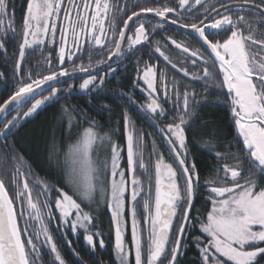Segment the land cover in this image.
<instances>
[{
  "label": "snow or ice",
  "instance_id": "obj_1",
  "mask_svg": "<svg viewBox=\"0 0 264 264\" xmlns=\"http://www.w3.org/2000/svg\"><path fill=\"white\" fill-rule=\"evenodd\" d=\"M196 6L203 9V18L197 16L198 22L181 24V11L192 12ZM137 7L139 11H132L127 15L122 22V29L117 30V16L125 11L124 7L119 6L118 0L115 3L113 0H81L80 4L75 0H67V6L65 0H27L19 32L21 42L15 68L20 69L26 49L39 47L45 39L56 43L58 22L61 20L59 63L64 64L66 55L72 59L81 52L89 60L87 66L83 63L78 68L73 66L72 72H89L93 67L92 49H85V44L101 49L111 44L107 56L111 60L116 56L122 57L125 52H131L137 45L149 41L150 34L156 28L164 26L157 22L151 29L146 28V20L140 19L141 16L152 14L162 20L170 19L172 24L192 29L207 46V57L200 49H190L171 37L169 39L177 49L189 54L186 59L192 66H196L198 61L202 62L203 75L190 73L182 65L179 66V71L185 76L191 75L195 80L213 82L216 80L215 74H220L221 81L217 86L226 89L234 125L245 154L242 159L239 152L215 153L218 159H232L234 163L221 164L214 169L216 175L205 182L206 186H210L211 210L199 221L200 229L208 237L197 239L201 264H261V260H264V246H260L264 244V187H259V183L264 182V0H259L258 4L256 0H231V3L221 0H216L215 3H209L208 0H175V6L164 4ZM14 16L7 0H0V17H3L0 19V49L4 51L3 37L8 35L9 30L16 33L13 27ZM134 18L136 23H132L130 27ZM129 31L132 35H126ZM109 33L112 40H109ZM69 37L72 40L71 49L68 48ZM125 43L126 48L123 47ZM155 51L169 65L177 67L159 46ZM45 59L50 65L51 53ZM95 63L103 64L106 61L99 60ZM69 75V69L61 67L59 71L36 79L29 72L27 82L21 77L15 91L0 103V114L5 116V120L0 122L3 124L0 127V138L9 135L21 119L31 116L60 91L53 87L47 96L41 95L37 99V89L58 77ZM138 79L145 85L147 98L137 107L153 117L165 116L167 110L161 103L158 84L163 89V97L167 99V73L158 70L155 64L145 63L144 68L138 72ZM103 83V77L99 78L98 85L102 86ZM171 84L175 89L177 107L173 110L176 115L172 117L171 123L159 130L168 143L176 167L165 160L163 153L156 151L153 142L152 155L156 156L153 161L154 195L151 178L146 189L135 175L137 168L147 173L148 164L145 163L143 133L136 128L127 112L124 113L123 120L128 170L132 173L130 181L126 178L125 170L120 167L123 149L112 138L117 129H113L111 133H102L100 125L95 121H90V126L77 134V140L68 146L65 153L72 194L63 188H56V196L52 198V188L45 180L36 176L24 158L18 153L12 157L8 184L13 187V194L9 192L5 175H0V264H40L41 247L44 245L53 257L52 264H66L49 228V223L55 217L53 205L64 226L72 232L84 230V239L93 251L97 242L103 248L104 240L100 233L90 230L95 227L92 214L82 207L83 201L91 203L97 195L106 200L111 212L119 264H131L133 247H129L124 240L129 225L134 246V264H179L178 255L182 254L183 247L181 240L186 234V226L191 222L189 213L193 208L196 185L200 178L195 161L188 159L185 133L188 123L186 117L191 115L190 98L195 93L187 89L180 92L179 84L174 78ZM98 85L97 77L90 74L87 79H83L79 88L91 90L90 86ZM129 99L131 100L130 96ZM26 104H30L26 111L19 110ZM13 111L15 115L7 119ZM65 113L69 115L71 130L72 118L67 109ZM105 146L109 156L101 162L97 149ZM152 155H149V160ZM245 160L252 168H245ZM257 177L262 179L258 181ZM34 188L39 190L35 196ZM142 192L147 198L138 201ZM16 201H20L19 208ZM138 203L148 225L146 235L138 219ZM178 209H181V214L175 238L170 243ZM126 211L130 220L125 215ZM21 216L24 217L23 225L19 220ZM57 227L60 225L57 224ZM67 243L71 245V241Z\"/></svg>",
  "mask_w": 264,
  "mask_h": 264
},
{
  "label": "flooded vegetation",
  "instance_id": "obj_2",
  "mask_svg": "<svg viewBox=\"0 0 264 264\" xmlns=\"http://www.w3.org/2000/svg\"><path fill=\"white\" fill-rule=\"evenodd\" d=\"M7 2L9 9L13 10L15 13L13 27L16 29V33L13 34V32L9 30L8 35L6 37H3L6 51L0 49V94L11 95L17 88L21 77H24L25 81L27 82V76L29 72H31L33 79L40 78L44 75H49L51 72L54 71H59L61 67L68 68L70 72L69 76H63L64 79H62L61 82L55 83V80L49 81L48 83H46L47 85H45L44 88H41V90H36L35 98L38 99L40 98L41 95L47 96L53 87L60 89V91L52 100L46 101L45 104L42 105L39 109H37V111L33 113L31 116L21 119L19 123L11 129L9 135L0 138V152L2 151V149L6 150L5 151L6 165L4 167L7 168L8 173L11 170L10 168H12V164H13V160H12L13 153H11L10 146L16 141L15 136L18 133H20L24 128H26L27 125H30L33 121L37 120V118L40 116L39 114L42 112V110H45L46 107L48 106L52 107V105H56L61 100H64V103L66 104L65 109L68 110V113L72 118V126L70 131V135H72L73 137L71 141L72 144L75 143V141L77 140L78 138L77 134L80 131H82L83 128L90 126L89 123L90 121H95L98 125H100V131L102 133L106 132L107 127L103 125L99 117L101 116L107 118V115L109 114L111 116H114L115 114L114 110L117 108L118 104H120V101H117L116 97L111 95L113 92H115L113 88L116 86L117 81L122 80L121 78L123 76L126 77L129 76L133 80L132 81L133 86L131 85L133 92L132 94L133 96L138 97V100L140 99L142 100V102L140 103L137 102V103L138 104L144 103L147 98V93L143 89H141L142 86H140L139 79L137 78V73L138 71L144 68L145 63L155 64L157 69L165 71L167 73V76L172 75L178 77L181 82V84L179 85L180 92H183L185 89H187V91L195 93L194 97L190 98L189 111L191 115L186 117V119L188 120L187 125L192 122L195 113L198 112L200 110V107L203 105L201 101L203 98L200 97L201 94L204 95L205 93L213 94V95L217 94L218 96L217 101L224 104L226 107L231 108L229 97L225 94L226 89L217 86L221 81V76L219 73L215 74L216 80L215 82H213L212 80H195L192 78L191 75L185 76L182 72L179 71V66L182 65L187 67L190 73H197L198 75L202 76L203 73L201 71V67L203 65L202 62L198 61V64L196 66H192L190 61L186 59L189 56V54L183 53L181 52L180 49H177L175 45L171 43L169 37H171V39L176 40L178 43H183L185 46L189 47L190 49H200V51H202L204 55L207 57L209 51L206 48V46L203 44V42L200 41L198 35L195 33L186 32L181 27L180 28L178 27V25L180 26V24L178 25L172 24L170 22V19L162 20L161 18H156L151 15L140 17V19L146 20L145 23L146 28L151 29L157 22L163 23L164 26L162 28H156L155 32H152L150 34L149 41H146L142 45H137L131 52H125V54L122 57H118V59H116V61L112 65L107 66L109 62L107 56L109 54V49L111 48V44L106 45L103 49L94 48L90 44H85L84 46L85 49L88 48L92 49L91 59L93 62V67L89 69V72H80V71L72 72L73 66L78 68L81 63H83L85 66L88 65L89 60L84 52L78 53L77 54L78 58L73 57L72 59H69L68 56L66 55L65 62L63 65H61L59 63V58H58L59 47H60L59 27L63 23V21L61 20L58 22L56 43H52L50 39H45L44 43L39 47L26 49L25 59L20 69H16L15 65L18 60L19 43L21 42V37L19 35V32L21 30L23 17L26 12L27 0H7ZM75 2L77 4H80L81 0H75ZM89 2H91V0H89ZM113 2L115 3L116 0H113ZM118 2H119V6L124 7L125 11L119 13L117 16V25H118L117 30L122 29L123 26L122 22L124 19H126L127 15H130L132 11H139V7H137V5H139L140 7H156V6H163L164 4H168L169 6H175V0H118ZM208 2L215 3L216 0H208ZM221 2L231 3V0H221ZM256 3L258 4L259 0H256ZM65 6H67V0H65ZM197 9H199V11H197ZM61 15H63V13ZM212 15H215V13H213ZM197 16H199L201 19L203 18V9L200 8V6H196L192 12L181 11V17H180L181 24L198 22V20L196 19ZM172 18H176V17H172ZM0 19H3V17H0ZM132 23H136V20H134ZM106 27H107V22H106ZM126 35H132V33L129 31L126 33ZM209 38L212 39L211 36ZM112 39L113 37L111 36V33H109V40ZM71 46H72V40L71 37H69L68 48L71 49ZM157 46H159L161 50L165 51V53L169 55L173 63L177 64V67H173L172 65H169L168 62L165 61L163 57H161L159 53L155 51V48ZM123 47L124 48L127 47L126 43L123 45ZM49 53H51L50 65L46 62L45 59L46 57L49 56ZM99 60H105L106 63L96 64L95 62ZM113 69H115V71H113ZM90 74L97 77V85L99 78L103 77L104 79L103 85L102 86L98 85L96 87L90 86L91 90L80 89L79 88L80 83L83 81V79H87ZM161 103L163 107L167 110L165 116L153 117L151 114L140 110L137 107L136 103L133 104L134 107L133 106L131 107L132 109L130 111L131 113L130 112L127 113L128 115L131 114L130 117L134 121L135 126L137 128L138 127V122L136 121V114L138 112L137 110L139 109V111H142L146 115L147 121H149V124L151 125L150 129L154 127L153 129H155V131L158 132V137L162 138V140L168 145L166 139L164 138V136L162 135L159 129L163 128L166 124L172 122L171 116L174 114V110L171 107L172 104L162 96H161ZM28 107H30V104L23 105L22 108L19 110L26 111ZM12 115H15V111L11 112V114L8 115L6 118L11 119ZM231 118L234 122L232 113H231ZM4 120H5V116H2L0 118V122ZM66 125H67V129L70 130L69 116L67 118ZM187 125L185 126V133H187L186 130ZM2 126L3 124L0 123V127ZM121 127L118 128L119 130L117 129L114 136L119 133L123 134L122 133L123 131L126 135L124 121ZM234 128L236 130L235 125ZM109 132L111 133L112 131L108 130V133ZM74 138H76V140ZM124 139L125 137L122 136L121 138V142H122L121 144L123 146L122 149H124L126 144V141L124 144ZM169 153H170L169 159L173 158V154L171 150ZM0 165L2 166L3 163H0ZM27 165H29V163ZM1 168H2L1 173H3L4 172L3 167ZM31 169L36 174L37 177L45 180L49 184L50 188H52V193H51L52 198H55L56 196V188H63L64 191H67L69 192V194H72L71 186L68 183L66 168H65L66 170L60 169L61 177L56 178V180L39 170L37 171V169L35 168H31ZM57 169H59V167ZM8 180H9V176L7 174V185L10 189H13V187L10 184H8ZM29 183L31 185L32 181L30 180ZM200 187L202 188L201 192H203L204 187L202 183L198 184V188ZM38 191H39L38 189L34 188L33 195L35 196ZM196 192L198 193V191ZM142 198H147L145 196V193H141V196L138 197V201H140ZM41 199H44V197L41 196ZM127 199H128V194H126V200ZM194 200L195 203L193 204L192 212H190L191 222L190 224L187 225L186 234L182 238L183 240L182 254H179L178 260L179 261L181 260L183 254H187L188 252L187 250L190 248L192 242L195 252L198 253L199 255L197 259L199 263L196 264H201L200 249L196 246L198 236L195 235L193 232L195 231V227H196L195 224H198L200 219L204 218L206 214L204 213V211H201V209H199L198 206H196L197 199ZM96 201L97 200L94 199L93 203L92 202L89 203L88 201L82 202V207L84 208V210L90 212L93 216V224L95 225V227L91 228L90 230L93 232H99L100 237H102L104 240V247L101 248L99 243L97 242L94 251L89 247L86 240L84 239V235H85L84 230L79 229L77 232H72L70 228L64 226L63 222L59 217L58 210L55 209L53 205V213L55 214V217L49 223V228L52 232L53 238L57 243L58 249L60 250L62 257L66 261V264H81V261H83V264H119L115 252V243H114L115 232H114V222L111 218V212L108 208L107 202L104 203V208L101 207L98 210V208L94 206ZM208 201L210 203V199H208ZM78 202L80 201L78 200ZM137 212H138V219L146 235L148 225L145 221V215L142 214L141 212L139 203L137 204ZM180 214H181V209L179 211L178 220L180 218ZM125 215L128 216L130 220V215L127 211ZM57 224H59L60 227H57ZM176 227H177V223L171 235V240L175 238ZM205 235L207 237V234ZM98 239L99 238H97V240ZM67 241H71L70 246L68 245ZM125 242L129 247H133V256L131 257V264H134V246L132 245V241H131L130 225L128 232L125 233ZM260 246H264V244ZM77 253L79 255H77ZM103 255L106 257H103ZM109 255H111L110 259L108 257ZM41 257L42 258L40 264H46V263L52 264L53 257L51 256V254H49L46 245L41 247ZM165 264H167V262H165Z\"/></svg>",
  "mask_w": 264,
  "mask_h": 264
},
{
  "label": "trees",
  "instance_id": "obj_3",
  "mask_svg": "<svg viewBox=\"0 0 264 264\" xmlns=\"http://www.w3.org/2000/svg\"><path fill=\"white\" fill-rule=\"evenodd\" d=\"M121 79L122 80L117 81L114 88L112 87L115 92H113L111 96L116 97V100L120 101V104H118L117 108L114 110V116L107 115V118L101 116L99 117L103 125L107 127L106 132H108V130L112 131L113 129H118L123 125L124 113L130 112L132 110L131 107H134V103L131 101H135L136 105H138L137 102H142L141 99L138 100V97L133 96L132 94L131 85L133 80L129 76H123ZM0 95L1 103L9 96L7 94ZM129 96L131 97V100L129 99ZM200 97L203 98L201 100L203 105L200 107V110L195 113L192 122L187 125L186 129V143L189 153L188 157L189 160L195 161L196 163V168L200 178L199 184L206 181L211 175L216 174L214 169L221 164L234 163L232 159L227 161L218 159L215 153L239 152L242 159L245 155L241 138L238 136V132L235 130L233 125L234 122L231 118L230 108L217 101V94L213 95L205 93V95L201 94ZM65 105L64 100H61L58 104L52 105V107H46L45 110H42L39 114L40 116L37 120L33 121L30 125H27L26 128L15 136L16 141L10 146L13 156L17 153L20 154L25 159L27 164L29 163L31 168H35L37 171L39 170L44 174L51 176L55 180L56 178L61 177V171L60 169H57L58 167L54 162L55 160L59 161L62 159L61 156L64 157L73 138L72 135H70L71 130H68L66 125L69 115L65 113ZM137 111V129L140 127V131L143 133L145 143V163L149 165L148 172L142 176L139 168H137L135 173L143 184L151 177L150 174H152L153 170V166L150 164L151 161L148 159L149 155H152L153 142L155 143L156 151L163 153L164 158L167 160L170 157V148L162 140V138L158 137V132L153 129L154 127L150 129L151 125L149 124V121H147L145 114L142 111H139V109ZM130 115L131 114H129V116ZM122 133L123 134L121 135L124 137V131ZM74 139L76 140V138ZM5 151L6 150L2 149L0 152V163H3L2 166L0 165V175H5L7 184L8 171L7 168L4 167L6 163ZM51 154L54 156V159L52 158L50 162ZM153 156L156 159V156L152 155V157ZM1 167H3V173H1ZM245 168H252V166L248 164L247 160H245ZM257 179L259 181L262 178L257 177ZM259 187H264V182H260ZM197 188L196 191H198L200 195L196 192V206L207 214L211 207L208 201L209 195H207L206 192H201V187ZM9 192L10 194H13L14 189L9 188ZM16 203L19 208L20 201H16ZM179 211L180 209L177 213L176 223L178 221ZM19 220L21 225H23L24 217H19ZM176 223L174 227L176 226ZM195 226V231L193 233L199 237L203 236L204 238H207L200 229L199 223L195 224ZM171 242L172 240L170 238V243ZM187 251V254H183L179 264L199 263L197 261L199 255L195 252L192 242ZM104 255L103 257H106ZM108 257L110 259L111 255ZM261 264H264V260H261Z\"/></svg>",
  "mask_w": 264,
  "mask_h": 264
},
{
  "label": "rangeland",
  "instance_id": "obj_4",
  "mask_svg": "<svg viewBox=\"0 0 264 264\" xmlns=\"http://www.w3.org/2000/svg\"><path fill=\"white\" fill-rule=\"evenodd\" d=\"M141 71V70H140ZM140 71H138V72H140ZM137 78H138V73H137ZM167 78H168V93H169V95H168V98H167V100H168V102H170L172 105H171V107H172V109H174L175 107H177V105L175 104V95H174V93H175V89L172 87V84H171V80L174 78L177 82H178V84L180 85L181 84V82H180V80H179V78L178 77H176V76H167ZM139 82H140V86H142L141 87V89H143L144 90V87H145V85L143 84V82L141 81V80H139ZM138 82V83H139ZM145 91V90H144ZM158 91L161 93V96L163 97V89L162 88H160V86L158 85ZM146 92V91H145ZM147 93V92H146ZM164 98V97H163ZM102 112V111H101ZM104 113V112H103ZM106 114V113H105ZM110 115V114H109ZM176 115V111H174V114L171 116V117H173V116H175ZM146 116V115H145ZM140 127L138 128V130L140 131ZM124 137H125V139H124V144H125V141H126V135H124ZM113 140L115 141V142H117L119 145H120V147L122 148L123 146H122V142H121V138H122V135H121V133H119V134H117V135H113ZM97 156H98V159H99V161H101V162H103L104 160H105V158L106 157H108L109 156V152L107 151V146H105V147H103V148H98L97 149ZM121 157H122V159H121V164H120V167L122 168V169H124L125 170V175H126V178L130 181L131 180V178H132V173L128 170V168H129V166H128V163H127V154H126V144H125V147H124V149H123V151H121ZM50 162H51V160H52V158L54 159V156L51 154V156H50ZM61 158L62 159H60L59 161L58 160H55V164H56V166L57 167H59V169H62V170H66L65 168V157H62L61 156ZM145 160H146V158H145ZM155 160V157L153 156L152 158H151V165L153 166V161ZM167 162H169V163H172L173 164V166L174 167H176V163H175V160H174V157L173 158H171V159H165ZM61 161V162H60ZM53 163V162H52ZM61 163V164H60ZM5 165H6V163H5ZM65 168H64V167ZM148 167H149V165H148ZM139 171H140V173H141V176L143 175V174H145V172L144 171H142L140 168H139ZM177 171H178V173H179V169H177ZM150 174V173H149ZM216 174H214V175H211L207 180H209L210 178H212V177H214ZM150 178H151V181H152V185H153V195H154V168H153V170H152V174H150ZM150 178H148L147 180H146V182L145 183H143L144 184V186H145V188L147 189V187H148V185H149V179ZM109 179H110V176H109ZM206 180V181H207ZM206 181H204L202 184H203V187H204V189H203V192L205 193L206 192V194L207 195H209L208 197H210V192H209V187L210 186H206V184H205V182ZM201 184V183H200ZM181 186H183L182 185V178H181ZM197 187H198V185H197ZM196 187V188H197ZM143 193V192H142ZM199 195H200V193H199ZM97 201L95 202V207H97L98 208V210H99V208H104V203L106 202V200L105 199H103V198H101L99 195H97L96 196V198H95ZM92 203H93V201H92ZM210 206H211V202H210ZM210 210H211V207H210ZM209 210V211H210ZM206 217V216H205ZM204 234H206V233H204ZM197 239H207V238H204L203 236H198L197 237Z\"/></svg>",
  "mask_w": 264,
  "mask_h": 264
},
{
  "label": "water",
  "instance_id": "obj_5",
  "mask_svg": "<svg viewBox=\"0 0 264 264\" xmlns=\"http://www.w3.org/2000/svg\"><path fill=\"white\" fill-rule=\"evenodd\" d=\"M148 15H151V16H154V15H152V14H148ZM155 17V16H154ZM156 18H159V17H156ZM134 20H135V18H134ZM133 20V21H134ZM132 21V22H133ZM132 22H130V26H131V23ZM175 25H178V24H175ZM178 27L180 28L181 26H179L178 25ZM182 29H184L185 31H187V32H193L194 33V31L192 30V29H190V28H183V27H181ZM201 42H203L202 40H200ZM206 46V45H205ZM206 48H207V46H206ZM116 59H118V56H116V57H113L111 60H109V62H108V64H107V66H109V65H112L115 61H116ZM62 79H64L63 77L61 78H57V80H55V83H59V82H61L62 81ZM45 85H47V84H44V85H42L41 86V88H44L45 87ZM41 88H39V89H37V90H41ZM2 116H4L3 114H0V118L2 117ZM193 204H194V201H193ZM193 209V208H192ZM191 212V211H190ZM189 215H190V213H189ZM176 220H177V218H175L174 219V221H173V226H172V232H173V227H174V225H175V222H176ZM114 232H115V228H114ZM172 232H171V235H172ZM171 237V236H170ZM124 240H125V237H124ZM182 241L183 240H181V243H182ZM114 243H115V234H114ZM126 243V242H125Z\"/></svg>",
  "mask_w": 264,
  "mask_h": 264
}]
</instances>
